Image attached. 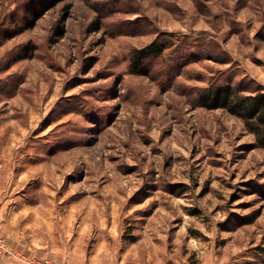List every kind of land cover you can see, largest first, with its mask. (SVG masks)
<instances>
[{
  "label": "rangeland",
  "instance_id": "obj_1",
  "mask_svg": "<svg viewBox=\"0 0 264 264\" xmlns=\"http://www.w3.org/2000/svg\"><path fill=\"white\" fill-rule=\"evenodd\" d=\"M37 1L0 0L12 248L51 264H264V149L195 101L213 82L264 90V0H62L21 31ZM155 39L163 52L131 72Z\"/></svg>",
  "mask_w": 264,
  "mask_h": 264
},
{
  "label": "trees",
  "instance_id": "obj_2",
  "mask_svg": "<svg viewBox=\"0 0 264 264\" xmlns=\"http://www.w3.org/2000/svg\"><path fill=\"white\" fill-rule=\"evenodd\" d=\"M60 1L62 0H38L36 5L31 3V5L26 6L22 16L24 22L20 30L33 26L39 16L38 8L40 6L49 8ZM164 49L165 43L158 39L142 47L132 49L129 62L130 71L141 73L144 63L159 56ZM195 101L205 108L224 109L229 114L239 118L245 129L253 135L254 143L264 149V90L242 89L229 82H213L203 88Z\"/></svg>",
  "mask_w": 264,
  "mask_h": 264
},
{
  "label": "built area",
  "instance_id": "obj_3",
  "mask_svg": "<svg viewBox=\"0 0 264 264\" xmlns=\"http://www.w3.org/2000/svg\"><path fill=\"white\" fill-rule=\"evenodd\" d=\"M0 253L10 255L11 253L17 257L20 264H51L50 259L48 258H39L36 256H26L18 254V251H15L11 244L8 243L0 229Z\"/></svg>",
  "mask_w": 264,
  "mask_h": 264
},
{
  "label": "crops",
  "instance_id": "obj_4",
  "mask_svg": "<svg viewBox=\"0 0 264 264\" xmlns=\"http://www.w3.org/2000/svg\"><path fill=\"white\" fill-rule=\"evenodd\" d=\"M1 211V209H0ZM13 246V245H11ZM14 247V246H13ZM16 250L15 248H13ZM0 264H20L19 260L12 253L10 255H6L4 253H0Z\"/></svg>",
  "mask_w": 264,
  "mask_h": 264
}]
</instances>
